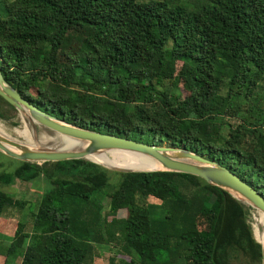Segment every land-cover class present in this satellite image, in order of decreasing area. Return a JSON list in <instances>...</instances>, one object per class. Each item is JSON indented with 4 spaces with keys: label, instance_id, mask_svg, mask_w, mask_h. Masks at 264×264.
Here are the masks:
<instances>
[{
    "label": "trees",
    "instance_id": "16d2710c",
    "mask_svg": "<svg viewBox=\"0 0 264 264\" xmlns=\"http://www.w3.org/2000/svg\"><path fill=\"white\" fill-rule=\"evenodd\" d=\"M0 70L61 120L184 147L264 195V0H0ZM18 163L0 161V264H94L103 247L109 264H262L252 208L200 177ZM42 177L32 206L6 190Z\"/></svg>",
    "mask_w": 264,
    "mask_h": 264
},
{
    "label": "water",
    "instance_id": "95a60500",
    "mask_svg": "<svg viewBox=\"0 0 264 264\" xmlns=\"http://www.w3.org/2000/svg\"><path fill=\"white\" fill-rule=\"evenodd\" d=\"M0 96L22 113L33 124L34 130L36 126H40L61 138V142L39 146L37 142L36 144H25L0 135V152L11 159L42 165L43 163L73 160L93 162L91 158L112 151L138 153L150 157L161 165L160 170L142 173L170 172L200 177L208 184L230 193L244 205L264 214V195L262 193L241 179L231 169L204 157V155H199L184 147L147 144L70 124L43 111L25 99L7 82L1 70ZM36 135L35 131V137ZM70 143L72 146L68 145ZM98 165L114 172H134L133 170L110 169L101 164ZM261 245L262 264H264V244Z\"/></svg>",
    "mask_w": 264,
    "mask_h": 264
},
{
    "label": "rangeland",
    "instance_id": "374dc122",
    "mask_svg": "<svg viewBox=\"0 0 264 264\" xmlns=\"http://www.w3.org/2000/svg\"><path fill=\"white\" fill-rule=\"evenodd\" d=\"M10 1H13V0H10ZM12 116H14V117H12L11 119H4L0 116V122H1L0 124L5 127V131L7 132L8 135H10V137H12L13 139H15L19 142L26 144L27 143L26 138L24 136L20 135L18 132L19 131L23 132L24 130L25 131L29 130V128L30 129L32 128V125L30 124L29 120L26 117H24L22 115V113H20L18 110H17V112H14V114ZM16 131H18V132H16ZM35 131H36L37 135H36V138H35V136L32 138L31 144H36V142L38 141L37 144L39 146H46V145L51 144L53 142H55V143L61 142L60 137H58L55 134L45 130L44 128H42L40 126H36ZM50 133H51V135H50ZM27 144H29V143H27ZM163 145L164 146H166V145L170 146L171 143H164ZM0 158H1L0 161L3 163V167H4L2 169L8 170V172H11L12 170H14L19 165L17 160L7 158L4 156H0ZM2 169H1V171H3ZM113 180H115V177H113ZM47 188H48V184L46 183V180L44 179V177H42L39 179V183L36 182L34 184L17 180L12 187L6 188V190L8 192L15 194V195H18L19 198H21V196L24 198H28L29 201L31 202V206H32V205H34L36 200L41 197V195L43 194L42 192H45L47 190ZM153 203L158 204V202H156V201ZM103 205H104L103 214H106V212L108 211V206H109V200L107 198L103 201ZM246 206L249 207L248 205H246ZM258 213H259L258 211L253 210V209L250 210V213H249V223L252 227L253 235H254V238L256 241H257V239H256V235H255V229L257 226V219L256 218L258 217ZM153 214H154L153 219L156 222H159L163 216V212L160 208H157L156 212H154ZM119 215L121 217H123L124 215H126V212L121 211ZM13 217H14V219H18L21 217V215H20V213L16 212L13 214ZM109 220H111V218H109ZM0 239L10 241V239L4 237L3 235H0ZM115 255H116V252L114 249H111V248L108 249L105 247L104 249H102V257L100 259H96L94 264H109L110 257L115 256Z\"/></svg>",
    "mask_w": 264,
    "mask_h": 264
},
{
    "label": "bare ground",
    "instance_id": "6f19581e",
    "mask_svg": "<svg viewBox=\"0 0 264 264\" xmlns=\"http://www.w3.org/2000/svg\"><path fill=\"white\" fill-rule=\"evenodd\" d=\"M31 125H32V128L31 129L29 128V130H26V131L24 130L23 132L16 131L20 135L24 136L27 140V143L29 144H31L32 138L35 136V130H33L34 129L33 124ZM0 135L6 138L12 139V137H10V135H8L7 132L5 131V127L1 124H0ZM68 145L72 146L71 143ZM91 160L95 163L101 164L110 169L116 168L119 170H126V171L130 170L127 168H123L122 166L135 168V169H141V170H133L135 173L150 172V171H145V170L156 171V170L161 169V165L157 163L155 160L151 159L150 157H147V156H144L138 153H133V152L112 151L110 153L99 154L91 158ZM256 219H257L256 231L258 232L260 237L264 240V214L259 212L258 217ZM261 244H264V243H261Z\"/></svg>",
    "mask_w": 264,
    "mask_h": 264
},
{
    "label": "crops",
    "instance_id": "0c3cea01",
    "mask_svg": "<svg viewBox=\"0 0 264 264\" xmlns=\"http://www.w3.org/2000/svg\"><path fill=\"white\" fill-rule=\"evenodd\" d=\"M103 249H104V247H103Z\"/></svg>",
    "mask_w": 264,
    "mask_h": 264
}]
</instances>
